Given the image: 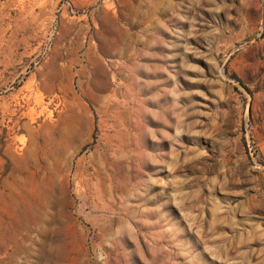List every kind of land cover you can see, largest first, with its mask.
I'll return each instance as SVG.
<instances>
[{"label":"rangeland","instance_id":"1","mask_svg":"<svg viewBox=\"0 0 264 264\" xmlns=\"http://www.w3.org/2000/svg\"><path fill=\"white\" fill-rule=\"evenodd\" d=\"M0 264H264V0H0Z\"/></svg>","mask_w":264,"mask_h":264}]
</instances>
